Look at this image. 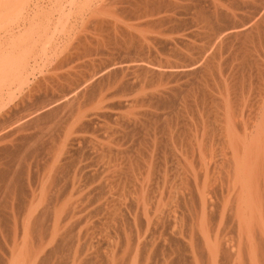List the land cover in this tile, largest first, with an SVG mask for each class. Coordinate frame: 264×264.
I'll return each mask as SVG.
<instances>
[{
  "label": "rangeland",
  "instance_id": "rangeland-1",
  "mask_svg": "<svg viewBox=\"0 0 264 264\" xmlns=\"http://www.w3.org/2000/svg\"><path fill=\"white\" fill-rule=\"evenodd\" d=\"M6 1L0 264H189L198 237L220 240L214 264H263V226L198 218L195 195L205 180L231 206L219 195L235 142L263 124L264 0ZM254 20L251 40L224 35ZM141 61L156 73L115 72Z\"/></svg>",
  "mask_w": 264,
  "mask_h": 264
},
{
  "label": "bare ground",
  "instance_id": "bare-ground-1",
  "mask_svg": "<svg viewBox=\"0 0 264 264\" xmlns=\"http://www.w3.org/2000/svg\"><path fill=\"white\" fill-rule=\"evenodd\" d=\"M41 1V0H40ZM45 1V0H44ZM75 1V0H74ZM43 2V1H42ZM49 2V1H48ZM88 2L90 3V6L92 5V2H93V0H88ZM101 2V1H100ZM105 2V1H104ZM7 3V1L6 0H0V6L1 7H3V5L4 4H6ZM72 5H73V0H72ZM75 3V2H74ZM98 3V2H97ZM93 5H94V3H93ZM99 5V4H98ZM0 12H2L1 11V9H0ZM88 12V11H87ZM259 12V11H258ZM263 12V11H262ZM3 13H4V11H3ZM2 15V14H1ZM9 16V15H8ZM7 16V17H8ZM4 17H5V15H3V16H0V19H3L4 20ZM6 17V18H7ZM253 21V20H252ZM257 21V22H256ZM262 24V23H261ZM251 26H254L253 28H252V30H250L249 32H248V30H245L243 27H234V28H231V29H227L226 31H223V32H225L226 34H224V35H226V37L227 38H243V37H246V38H248L249 40H251L250 38H251V36L253 37V34H255L254 33V29H256V30H259V27H260V22H258V20H254V22L252 23V25ZM2 27H3V25H2ZM5 27H7L6 25H5ZM233 27V26H232ZM0 28H1V24H0ZM8 28V27H7ZM7 28L6 29H4L5 30V32H7V34H8V32L9 31H7ZM11 30V29H10ZM13 30V29H12ZM1 32V31H0ZM11 32H13V31H11ZM259 32V31H258ZM1 33H3V32H1ZM5 34V33H4ZM10 34V33H9ZM13 34H11V36H12ZM135 37V36H134ZM223 37H225V36H223ZM226 38V39H227ZM135 40H138L136 37H135ZM177 42V41H176ZM175 47V46H174ZM174 51V50H173ZM210 58V57H209ZM204 59V58H203ZM151 61V60H150ZM158 62V61H157ZM1 63V62H0ZM132 63V62H131ZM135 63V62H134ZM128 64V62H127V65H122V66H120V68L119 69H116L115 70V72L116 71H122V74L123 73H127V72H129V71H132L133 73H135V74H137V73H142V74H145V76L146 75H148L149 73H151V75L152 74H155L156 73V68H155V66L156 65H154V63H151V62H147V61H141V62H138V64L136 63V64ZM205 63V62H204ZM208 64V63H207ZM213 64V63H212ZM5 67V63L4 62H2L1 63V67H0V74H1V70L3 69ZM195 64L194 65H191V66H189V69L190 70H194L195 68ZM206 67V66H205ZM210 67H212V66H210ZM193 68V69H192ZM160 70V69H159ZM113 71V70H112ZM165 71V70H164ZM177 71V70H176ZM207 71V70H206ZM131 72V73H132ZM132 73V74H133ZM208 73V72H207ZM120 74H121V72H120ZM134 74V75H135ZM201 74V73H200ZM139 76H143V75H139ZM204 76V75H203ZM150 77V76H149ZM142 78V77H141ZM140 78V79H141ZM147 78H148V76H147ZM146 78V80H148ZM159 79V78H158ZM155 80V79H154ZM1 78H0V84H1ZM145 81V80H144ZM152 81V80H151ZM157 81V80H156ZM148 82V81H147ZM144 85V84H143ZM79 93V92H78ZM2 105V104H1ZM5 105V104H4ZM51 105H53V104H50V106ZM55 105H58V104H55ZM61 105V104H60ZM69 105V104H68ZM10 106V105H9ZM49 106V107H50ZM147 106V105H146ZM4 106H2V108H3ZM181 107V106H180ZM260 107V106H259ZM1 108V107H0ZM1 108V109H2ZM6 108V107H5ZM264 109V108H263ZM5 110V109H4ZM182 111V110H181ZM235 111V110H234ZM39 112V111H38ZM239 112V111H238ZM263 112V116H264V110L262 111ZM233 113V112H232ZM29 114V113H28ZM33 113H31V114H29L27 117L25 116L24 118H19L16 122H15V124H13V133H11V135H12V137H14L15 135H18V136H22L23 137V139H21L20 138V140L21 141H24L25 140V136L27 135L26 133H27V131H26V127H25V122H26V120L28 119V118H32L33 117ZM254 115V114H253ZM77 116V115H76ZM146 117H147V113H146V115H145ZM232 116V115H231ZM237 116H238V114H237ZM256 116V115H255ZM23 117V116H22ZM252 117H254V116H252ZM251 117V118H252ZM70 120V119H69ZM77 120V119H76ZM122 120V119H121ZM262 121V120H261ZM91 122V121H90ZM263 124L261 125V124H259V126L257 125V126H255V127H257V128H254L255 130H252L253 128H252V126L250 125V127H248L247 126V124H245V126H247V128H245L244 130H245V133L246 134H244L245 135V139L246 140H243L244 138H243V136L244 135H242V137L240 136V138L241 139H239L238 137H237V140H236V145H237V147L242 143V142H244L245 141V143L243 144V146L242 145H240V146H242V147H240V148H237L236 147V145H234V148H235V150H234V148H233V150L234 151H232L233 153L231 154L232 155V157L229 159V163L230 164H228L229 165V171H227V173L229 172L230 173V175H229V177H230V180L228 181V179H227V181H228V184H225L226 186H222L223 187V189H222V191H221V194L222 195H219V196H222V199H223V203H225V205L227 204V203H230L231 204V208L229 207V206H226L227 208L229 207L230 208V210L228 209V211H227V208L226 207H224V205L222 204V209L219 207V208H216L214 205H215V202L214 201H217L219 198H217L218 197V194H219V192H218V194H217V192L215 191V190H212V189H210V188H213V187H209L210 186V184H209V186H206V185H208V184H206V182L208 183V181H205V180H203L204 181V183L203 182H200V184L201 183H203L202 185H204V186H202V185H200L199 184V187H196L197 188V196L195 195V198H193V201H194V199H195V201H197V202H199L198 204H200L199 206H200V213L201 214H198V212L196 213L197 215H201L202 216V218H204V220H206V217H208L207 219L210 221V220H213V216H214V218L216 217L217 219L219 218H225L227 215L226 214H228V213H230V214H232V216H234L236 219L237 218H239L240 220L239 221H241V220H243V221H241V222H245L246 224V227H247V229L249 230V231H251V233H253L254 232V230H255V227H258V225H260L263 229H261V233L262 234H264V117H263ZM73 123V122H72ZM234 123V122H233ZM259 123V122H258ZM129 124V123H128ZM252 124V123H251ZM17 127H16V126ZM31 125V124H30ZM78 125V124H77ZM134 125V124H133ZM237 125V124H236ZM254 126V125H253ZM134 128V127H133ZM244 128V127H243ZM242 128V129H243ZM10 129H11V127H10ZM11 129V130H12ZM31 130H33V129H31ZM30 130V131H31ZM40 130V129H39ZM42 130V129H41ZM233 130H234V128H233ZM240 130H241V128H240ZM243 130V131H244ZM5 131V130H4ZM47 131V130H46ZM236 131V130H235ZM36 132V131H35ZM39 132V131H38ZM70 132V131H69ZM29 133V132H28ZM37 133V132H36ZM48 133V132H47ZM76 133V132H75ZM26 134V135H25ZM1 135V134H0ZM66 135V134H65ZM233 135H236V134H233ZM31 136V135H30ZM39 136V135H38ZM37 136V137H38ZM11 137V138H12ZM235 137V136H234ZM15 138V137H14ZM14 138H12V139H14ZM18 138V137H17ZM31 138H32V136H31ZM36 138V137H35ZM27 139V141H28V139L30 140V141H28V142H32V146H33V141H31V139H30V137H28V138H26ZM64 139V138H63ZM239 140H242L240 143L238 142V144H237V141H239ZM13 141H16L15 139L13 140ZM17 141H18V139H17ZM27 141H25V142H27ZM21 143V142H20ZM234 143V142H233ZM234 143V144H235ZM23 144V143H22ZM30 145V144H29ZM28 145V146H29ZM66 145V144H65ZM26 146V145H25ZM24 146V147H25ZM30 147H31V145H30ZM29 147V148H30ZM27 148V147H26ZM28 148V149H29ZM35 148V147H34ZM23 149V148H22ZM25 149V148H24ZM33 150V149H32ZM24 151V150H23ZM29 151V150H28ZM207 151V150H206ZM204 155H206V154H204ZM210 155V154H209ZM215 155V154H214ZM23 156V155H22ZM130 156V155H129ZM222 156V155H221ZM225 156H226V154H225ZM201 157V156H200ZM211 157V156H210ZM202 158V157H201ZM207 158V157H206ZM214 158H216L215 156H214ZM225 158V157H224ZM228 158V157H227ZM196 159V158H195ZM209 159V158H208ZM212 160V159H211ZM205 161V160H204ZM24 162V161H23ZM34 162V161H33ZM207 162V161H206ZM225 162V161H224ZM29 164V163H28ZM22 166H24V165H22ZM204 166V165H203ZM217 166V165H216ZM258 166V167H257ZM259 166H260V168H259ZM28 167V166H27ZM206 167H208V165L206 166ZM210 167V166H209ZM214 167V166H213ZM226 167V166H225ZM23 168H25V167H23ZM200 168V167H199ZM260 169L261 171H262V173H261V178H259V180L257 181L256 179V177H255V179H254V177H253V173L254 174H256L257 172H256V169ZM30 169V168H29ZM226 169V168H225ZM202 170H203V167H202ZM228 170V169H227ZM208 171H209V168H208ZM254 171V172H253ZM193 174H195V173H193ZM206 174H208V173H206ZM259 174V173H258ZM199 175H200V173H199ZM205 175V174H204ZM263 175V176H262ZM193 176V175H192ZM195 176L197 177V175L195 174ZM255 176V175H254ZM259 177H260V175H258ZM194 177V176H193ZM206 177H207V175H206ZM198 178V177H197ZM209 178H210V176H209ZM227 178V177H226ZM262 178H263V180H262ZM195 179V178H194ZM205 179V178H204ZM256 180L255 182H254V180ZM197 179H195V181H196ZM198 180H199V178H198ZM198 180H197V182H198ZM207 180V179H206ZM194 181V182H195ZM193 182V181H192ZM212 184H214V183H211V185ZM192 185V184H191ZM195 186H196V184H195ZM197 186H198V184H197ZM195 189V188H194ZM215 189V188H214ZM195 192H196V190H195ZM193 193V192H192ZM22 194V193H21ZM23 195V194H22ZM191 196H192V194H191ZM33 198V197H32ZM34 200V199H33ZM33 200L30 202V203H32L33 205H35L34 204V202H33ZM19 201H22V200H19ZM29 201H30V199H29ZM36 201V200H35ZM29 203V202H28ZM40 203V202H39ZM45 203V202H44ZM194 203V202H193ZM37 204V203H36ZM197 204V203H196ZM195 205V204H194ZM228 205V204H227ZM195 207H197V206H195ZM198 208V207H197ZM196 208V209H197ZM34 209V208H33ZM198 209V210H199ZM23 211V210H22ZM30 211V210H29ZM33 213L35 212V211H32ZM30 213V214H33V213ZM148 212V211H147ZM28 214V213H27ZM30 214H29V216H30ZM33 215H36L35 213L33 214ZM33 215H31V217L33 216ZM201 216L200 217H198V218H201ZM34 217V216H33ZM33 217L31 218V219H33ZM35 218V220L33 219V226H35V228H34V232H36L37 234H38V236H40V235H42V234H45V233H43V232H46V231H44L45 229L43 228V227H41V225L42 224H38V220H37V218H36V216L34 217ZM27 219H29V220H27V222L28 221H31L30 220V218H27ZM208 220H206V221H208ZM25 221V220H24ZM238 221V220H237ZM26 222V223H27ZM205 224H206V222H204ZM244 223H242V225H243ZM209 225V224H208ZM207 225V226H208ZM210 225H212V223L210 224ZM245 225H243V226H245ZM213 227V226H212ZM212 227L210 226V228L212 229ZM209 232V231H208ZM250 233V232H249ZM44 235H42V237H43ZM46 236V235H45ZM42 237H41V242L42 243H44V242H46V238H44L43 240H42ZM204 239H205V237H204ZM45 240V241H44ZM51 240V239H50ZM50 240L47 238V243L46 244H48L49 242H50ZM207 240V242H205L204 244H202V247H203V249H205V250H207L208 249V251H207V253H205V254H207L206 255V257L208 258H206V260H207V262H208V264H209V262L210 263H215V261H217L216 259H217V250L219 249V247H221V245L219 246V242H220V240H219V242L217 243L216 241L214 242V247L212 246V244H211V241H208V239H206ZM262 240V239H261ZM44 241V242H43ZM49 241V242H48ZM198 242V241H197ZM262 242V241H261ZM264 242V241H263ZM200 243H202V242H200ZM199 243V244H200ZM49 245V244H48ZM258 245V244H257ZM263 245V247H261ZM259 246V245H258ZM200 249L202 248V247H200V246H198ZM207 249H206V248ZM61 248V247H60ZM199 249V250H200ZM217 249V250H216ZM202 250V249H201ZM200 250V251H201ZM220 250V249H219ZM260 251H261V253H264V244L262 243V244H260V249H259ZM224 251H225V249H224ZM205 252V251H204ZM209 252V253H208ZM217 252V253H216ZM205 254H203L204 256H205ZM222 254V253H221ZM227 254H228V252H227ZM227 256V255H226ZM228 256H230V255H228ZM261 256L262 257H264L262 254H261ZM260 256V258H262ZM199 257H200V255H199ZM49 258V257H48ZM202 259H204V257H202V255H201V258H200V260H202ZM262 261H264V258H263V260ZM262 261H261V263H262ZM204 262V261H203ZM224 262V261H223ZM264 264V263H263Z\"/></svg>",
  "mask_w": 264,
  "mask_h": 264
},
{
  "label": "crops",
  "instance_id": "crops-1",
  "mask_svg": "<svg viewBox=\"0 0 264 264\" xmlns=\"http://www.w3.org/2000/svg\"><path fill=\"white\" fill-rule=\"evenodd\" d=\"M198 241V242H197ZM201 241H200V238L198 237L197 239H196V241H195V245H196V254H194L193 255V257H192V260L189 262V264H199V254H200V251H199V247H198V245H199V243H200ZM60 247L61 246H58V251H56L55 252V254H59V253H61V251H60ZM52 255L53 254H49L48 256H46V257H49V261H48V263L47 264H51V258H52ZM45 257V258H46ZM44 260V259H43Z\"/></svg>",
  "mask_w": 264,
  "mask_h": 264
}]
</instances>
